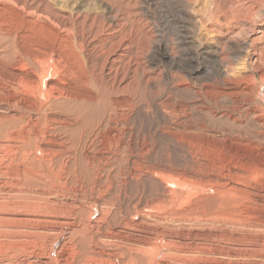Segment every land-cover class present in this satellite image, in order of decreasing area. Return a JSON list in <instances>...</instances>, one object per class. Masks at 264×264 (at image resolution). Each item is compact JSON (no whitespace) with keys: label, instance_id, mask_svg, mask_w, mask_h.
<instances>
[{"label":"bare ground","instance_id":"6f19581e","mask_svg":"<svg viewBox=\"0 0 264 264\" xmlns=\"http://www.w3.org/2000/svg\"><path fill=\"white\" fill-rule=\"evenodd\" d=\"M91 1L0 0V264H264V0H179L164 103L131 3Z\"/></svg>","mask_w":264,"mask_h":264},{"label":"rangeland","instance_id":"374dc122","mask_svg":"<svg viewBox=\"0 0 264 264\" xmlns=\"http://www.w3.org/2000/svg\"><path fill=\"white\" fill-rule=\"evenodd\" d=\"M79 1H80V4H79ZM87 1L89 2L91 0H85L84 2H83V0H77L76 2H75V0H72V2H71V0H68L67 3L71 4L70 6L72 7L73 10L74 9L78 10V8H79V10H81V9H83V6H84V8L89 6L87 4L88 3ZM128 1L131 3L132 8L129 6L126 9V7L122 6L123 11L125 10L128 13L130 12L131 14H134V15L136 14L134 17H136L137 19L139 18V26L140 25L143 26L145 31L152 36V41L150 42V48H151V46H152V48H155L156 50H157V48H159L157 51L155 49H154V51L151 50V54H152L153 58L150 59V64H151L150 66L155 67V68H151L150 66L149 67H150V69H154V70L156 69L155 70L156 71L155 77H157L159 79L156 78V81H155V85L158 84L157 87L153 88L152 84H151L150 89H154V90H151V93L153 92V93L157 94V96H158L157 100L158 101H162V100L164 101V99L161 98V96H162L161 93H162V91H164V86H163V84H164L163 79L164 78H163V75L161 74V69H162V71H164L165 66L168 64V61H167V58L164 54V46L162 44H161V46H159V43H158V41L160 40L161 34L164 33L163 32L164 31V19H165V17H167L166 19H168V21H170V25H171V27H173V28H170V32L168 33V37L170 39H173L174 42L176 39L175 35L177 34L176 33V26L174 24L175 21L178 20L183 26L186 27V31H187V30H192V28H194L196 20L192 19L190 17H184L182 20V18L179 15V12L177 11V9H179V10L182 9V4L179 3V0H126V2H128ZM202 4H204V3L200 2V4L197 5V8H198L197 10L205 9V7H202ZM142 9L148 10L147 12H148L149 16L144 15L142 13ZM85 10H88V9L85 8L84 10H81V11L84 12ZM101 10H103V8ZM151 10H152V12H151ZM256 10L258 12L262 11V10H259V8H257ZM104 11H108L105 13V14H107V16H105V20L109 22V19H110L109 17H111L113 14L110 15L109 10L104 9ZM87 12H90V11L88 10ZM100 12H102V11L99 10L98 14ZM150 13H152V14H150ZM101 14L102 13H100L98 16L100 17ZM108 14H109V16H108ZM193 14H196L197 19L200 18V16H201L200 13H195L194 11H193ZM119 17L122 18L123 16L120 14ZM152 23H154V24L151 25ZM261 23H262V21H259V22L256 21V23H254V24H252V23L246 24L245 29L247 32H249L248 35L253 36L254 33H257V31H259L258 29H261ZM254 25H256V26H254ZM184 28L182 29L183 31H185ZM253 28H257L255 30L256 32H251V30ZM154 40L157 42V44L153 43ZM177 50L178 49H176L175 51H177ZM163 54H164V56H163ZM162 57H163V59H162ZM165 60L167 63L164 62ZM206 64L207 63H202L201 61H194V63H193L194 66L191 65L192 67L190 66L191 68L190 67L188 68V71H189L188 77H189L191 83H193L195 86L200 85V84L206 82L207 79H209L208 74H207V65L208 64L207 65ZM152 65H154V66H152ZM198 68H200V69H198ZM146 74H143V72L141 74L139 71H137V73H136L137 80L136 81H137L138 89H139V87H141L140 88L141 90L149 89L145 85V80H147L150 75L146 76ZM163 101H162V103H164ZM163 110H164V104H163ZM149 113L151 115V119L153 122L158 121L160 123L161 127H164V133L167 131L168 133L170 132L172 134L171 136H169L167 138H165V136H163V135L160 136V133L155 134V135L153 134L152 138L149 140V143H153V145L158 144L159 148H160L159 151L164 154V159H161L160 156L158 155L157 161H159V163L163 166H168L169 168L170 167L176 168V162H175L174 156H171L169 153V151L170 150L172 151L173 148H172V146H169L170 144L168 142L172 141L170 139H173L174 142L179 145L184 140V136H183L184 134L182 132L177 131L176 128H173V127L168 128L165 124H161V122H160L161 120H157V115L155 112L153 114H151V111H149ZM157 136L158 137L160 136L161 138L160 137L158 138ZM176 139H178V140H176ZM167 146L169 147V151L167 149ZM160 152H158V153L160 154Z\"/></svg>","mask_w":264,"mask_h":264},{"label":"clouds","instance_id":"9594fccd","mask_svg":"<svg viewBox=\"0 0 264 264\" xmlns=\"http://www.w3.org/2000/svg\"><path fill=\"white\" fill-rule=\"evenodd\" d=\"M202 7H204V6H202ZM257 22H259V20Z\"/></svg>","mask_w":264,"mask_h":264}]
</instances>
